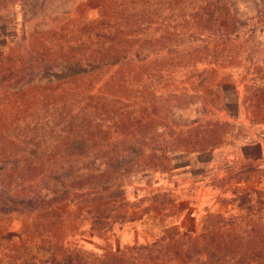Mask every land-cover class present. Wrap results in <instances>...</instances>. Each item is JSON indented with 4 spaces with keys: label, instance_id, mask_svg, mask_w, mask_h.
Returning <instances> with one entry per match:
<instances>
[{
    "label": "rangeland",
    "instance_id": "rangeland-1",
    "mask_svg": "<svg viewBox=\"0 0 264 264\" xmlns=\"http://www.w3.org/2000/svg\"><path fill=\"white\" fill-rule=\"evenodd\" d=\"M261 141L264 0H0V264H264Z\"/></svg>",
    "mask_w": 264,
    "mask_h": 264
},
{
    "label": "trees",
    "instance_id": "trees-1",
    "mask_svg": "<svg viewBox=\"0 0 264 264\" xmlns=\"http://www.w3.org/2000/svg\"><path fill=\"white\" fill-rule=\"evenodd\" d=\"M260 145H264V141H261ZM156 151H158V150H155V152ZM161 151L163 153V149ZM123 159H124L125 164H127V162L132 163V165L137 164V161H135V159H133V157H131L129 155L127 156V158H123ZM142 165L144 167H152L153 163L146 162ZM117 167H120V163H118L116 165V168ZM147 183L149 184L150 181H148ZM114 187H115V191L120 190V186L115 185ZM115 197L119 199L118 196H115ZM234 201L239 203V207H246V205H248L251 201V194L249 192H246V191H242L241 193H239V195L236 193V198ZM258 203L262 204L263 200L259 199ZM88 213H91V215H92V219H93V222H92L93 227L92 228L98 229L100 232H108V231L112 230L113 223L110 224L108 221L109 219H111V220L115 219L116 221H119L120 224H123L126 221H134L137 219H141L143 216V213H141V214H138L137 217H135L134 215L129 214V212L126 210L124 212L119 213L117 216L113 217V216H111L110 205H107V204H96V205H94V207L91 210L88 211ZM220 219H222L221 216H219V220ZM227 220H228V222L226 224H223V226H224V228L230 227L231 232L226 237L230 241L232 246L235 247V246H237V233L238 232H236V228L233 225V223H236V220H238V217L237 216H231V217H228ZM245 232L247 234L246 242L250 243L251 241L249 240V234L251 231H245ZM196 242H197V240H196ZM136 248H138V247L137 246L132 247V249H136ZM257 258L259 259V258H261V256H257ZM97 260H99V259H97ZM254 262H255L254 260L246 259L243 263L244 264H251ZM19 264H105V262L102 260H99L98 263L95 261H90V259H87V258L85 259V257L80 252L74 251L73 254H68L63 258L62 257L61 258L53 257V258H50L48 260L38 259V258H35L33 256L29 260L22 261ZM240 264H241V262H240Z\"/></svg>",
    "mask_w": 264,
    "mask_h": 264
},
{
    "label": "crops",
    "instance_id": "crops-1",
    "mask_svg": "<svg viewBox=\"0 0 264 264\" xmlns=\"http://www.w3.org/2000/svg\"><path fill=\"white\" fill-rule=\"evenodd\" d=\"M175 228H176V227H171L170 229H171V231H174ZM170 229H169V230H170ZM178 229L180 230L181 228L179 227Z\"/></svg>",
    "mask_w": 264,
    "mask_h": 264
}]
</instances>
